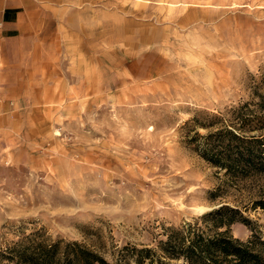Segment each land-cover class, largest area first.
Wrapping results in <instances>:
<instances>
[{
	"label": "rangeland",
	"instance_id": "obj_1",
	"mask_svg": "<svg viewBox=\"0 0 264 264\" xmlns=\"http://www.w3.org/2000/svg\"><path fill=\"white\" fill-rule=\"evenodd\" d=\"M26 8L0 50V253L38 233L112 261L220 205L251 223L233 237L264 240V173L225 175L194 147L264 97V0Z\"/></svg>",
	"mask_w": 264,
	"mask_h": 264
},
{
	"label": "trees",
	"instance_id": "obj_2",
	"mask_svg": "<svg viewBox=\"0 0 264 264\" xmlns=\"http://www.w3.org/2000/svg\"><path fill=\"white\" fill-rule=\"evenodd\" d=\"M255 105L257 111L249 115L242 105L232 107L235 122L194 136L203 139L194 145L197 153L225 175L264 173V97ZM250 131L258 134L247 135ZM251 207L264 215V194ZM233 222L251 224L237 208L220 205L191 222L166 228L156 249L122 246L112 261L75 240H53L35 233L0 253V264H264V240L254 233L245 240L233 237L228 229Z\"/></svg>",
	"mask_w": 264,
	"mask_h": 264
},
{
	"label": "crops",
	"instance_id": "obj_3",
	"mask_svg": "<svg viewBox=\"0 0 264 264\" xmlns=\"http://www.w3.org/2000/svg\"><path fill=\"white\" fill-rule=\"evenodd\" d=\"M27 2L29 0H0V50L3 47L4 41L11 39L20 30L21 17L27 11ZM21 31V30H20Z\"/></svg>",
	"mask_w": 264,
	"mask_h": 264
},
{
	"label": "built area",
	"instance_id": "obj_4",
	"mask_svg": "<svg viewBox=\"0 0 264 264\" xmlns=\"http://www.w3.org/2000/svg\"><path fill=\"white\" fill-rule=\"evenodd\" d=\"M1 24V23H0Z\"/></svg>",
	"mask_w": 264,
	"mask_h": 264
}]
</instances>
